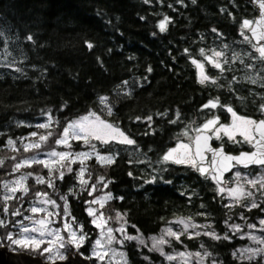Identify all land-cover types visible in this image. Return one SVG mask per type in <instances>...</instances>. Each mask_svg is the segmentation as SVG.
Segmentation results:
<instances>
[{
	"label": "trees",
	"instance_id": "trees-1",
	"mask_svg": "<svg viewBox=\"0 0 264 264\" xmlns=\"http://www.w3.org/2000/svg\"><path fill=\"white\" fill-rule=\"evenodd\" d=\"M255 16L256 10L245 0H0V47L8 42L22 58L17 71L0 75V155L6 154L8 138L29 134L31 129L19 123H34L50 114L54 121L50 129L33 131L40 135L51 131L49 143L54 146L69 122L97 114L134 141L132 154L127 146H108L118 153L110 165L95 159L87 163L95 176L104 178L105 192L111 194L103 211L121 213L128 233L144 238L157 236L182 218L211 222L223 236L231 214L240 215L242 210L226 207L210 176L166 163L162 157L183 128L197 127L211 117L203 109L210 100L239 96L243 101L235 105L237 109L257 107L249 83L230 82L228 71L210 73L217 82L201 84L191 62L199 47L213 45L218 37L236 39L242 20ZM165 17L169 22L161 32L158 25ZM258 91L264 97V89ZM101 97H107V109ZM213 144L232 154L250 150L214 140ZM72 145V151L87 149L84 141ZM7 154L18 157L23 149ZM57 184L67 192L73 180L67 176ZM88 199L77 192L67 200L89 237L80 248L84 255L98 236L86 212ZM181 242L173 246L195 251L203 245L220 264H247L231 255L241 245L237 240L183 236ZM123 251L129 264L162 260L133 242L125 241Z\"/></svg>",
	"mask_w": 264,
	"mask_h": 264
},
{
	"label": "snow or ice",
	"instance_id": "snow-or-ice-1",
	"mask_svg": "<svg viewBox=\"0 0 264 264\" xmlns=\"http://www.w3.org/2000/svg\"><path fill=\"white\" fill-rule=\"evenodd\" d=\"M148 0H145L147 3ZM195 2V0H193ZM261 9L260 19L256 21H250L245 19L242 24V29H248L252 32L253 37L259 40H264V31H260L262 25H264V2L259 4ZM168 18L165 17L162 20L158 27L161 32L166 31V26L168 23ZM255 24V27L253 25ZM215 31V30H214ZM243 35V32H241ZM29 40L32 39L31 36L28 37ZM247 40L248 37L245 36ZM87 47L91 49L93 45L91 43L87 44ZM261 58H264V47H260L257 49ZM203 54V52H202ZM222 53L215 52V57H220ZM210 63L214 65L216 68H220L221 65L219 62L212 60L211 58L206 57ZM193 63L196 64L197 68L201 69L199 74V83L204 84L206 81L210 80L208 75H205L203 72V65L199 64L197 61L193 60ZM150 70V69H149ZM215 83V81H212ZM125 83H127L125 81ZM100 102L107 107V97H101ZM218 106L225 107L226 111L231 113L233 122L231 125L221 124L220 119L217 116H213L208 119L202 126L197 127L195 129L196 135L193 138V143L195 145V153H193L192 148L188 144H177L176 147L170 149L166 152L162 160L164 162H171L175 164H184L186 166H191L193 169L197 170L201 175L206 176L210 170H212L215 174L212 176L214 182L217 183V188L219 193H224L227 191L228 197L234 199L237 204L240 203L241 200L252 195L251 192H247L245 188L237 182V186L234 188L225 189L222 184L223 181L220 178V171H229L234 165H241L243 167L249 166H262L264 167V120L255 121L251 118L241 117L239 116L231 107L219 105L218 100L209 101L208 104H205L204 108H216ZM111 108H108L109 114H111ZM261 111L264 112V105L261 106ZM95 116L94 113H88L87 115L81 117L79 120L71 121L64 127L62 134L59 138L55 140V144L57 146H63L65 148H71L70 140L80 141L83 140L86 145L90 149L91 152H58L53 149L50 152L45 153L47 159H37L36 157L28 158V159H20L14 163L12 168V173H17L23 167H31L33 164L43 165L44 168L48 169V178L45 179L43 176H35L34 179L37 184H45L49 188H54L55 179L54 172L59 171V176L55 177L60 180H63L65 176V171L63 170L66 167L67 172H73L74 169L70 166V164H74L79 162L81 167L79 171L76 172V177L82 187V189L86 188L88 185V180L85 179V173L87 171L86 161L95 156L98 163L102 165L107 164L110 165L114 163V158L111 155H101L96 150V145L90 143L91 140L99 141L102 144H109L111 141H115L117 143H123L131 145L134 141L128 138L122 131H120L117 127L100 120L98 116L95 117L98 123H92L91 118ZM137 119H140L137 117ZM150 121L152 119L151 116L147 117ZM53 119L49 116L48 121L46 123L37 124L36 127L40 129H50L53 124ZM171 123H175V121H170ZM207 133H211L212 135H207ZM53 133L49 131L47 135H39L38 141L29 142L23 144V151L28 152L32 149H40L42 143L47 142L49 137L52 136ZM187 136V132L184 133ZM223 136H226L229 141L240 143L246 142L255 149L252 152H241L239 155H228L224 152L223 148H213L210 147L208 141L212 138L221 139ZM239 135L242 137V141H237L236 136ZM31 137H36L37 133L32 132L30 134ZM27 139V138H25ZM23 143V141H21ZM7 147L11 151H18V147L16 141L13 139L7 140ZM205 152H212L213 159L211 160V164L209 168L202 166V162L205 160ZM219 158V159H217ZM11 159L16 160V157H11ZM69 161V166H66L63 162ZM200 161L201 163H198ZM4 160L0 159V166H3ZM59 164V169L55 166ZM239 179V173L236 174ZM32 176V173H21L18 178L13 179L7 183H4L2 186L4 190V195L0 196V200L3 201V214L4 216L11 215L12 217L21 216L22 213L19 208H16L14 211L9 212V201L12 200H22L23 196L28 194V186L27 180ZM104 180L103 177H100L97 180V183H102ZM247 183L255 188L257 184H259L260 189L264 190V177H260L257 179L247 180ZM104 187H107V184H104ZM96 185H92V191H95ZM92 191H89V195H92ZM22 193L21 196H17L16 193ZM71 195V192L69 193ZM36 196L38 197L36 203H40L44 205V207H31L28 211L32 214H38L43 212L44 216L40 219L33 220L31 217H25L29 221L31 226H28L23 223V221L15 222L11 224V227L16 229L15 232L8 231L5 236L0 237V247H11L13 251L18 247L22 248H30L34 252H39L40 255L44 256L47 254L46 259L50 262V264H55L57 259L63 261L66 259L65 254L61 252V249H64L67 245H72L79 251L81 247L84 246L86 240L89 238L88 234L84 232L83 226L79 225L77 228H73V223H75V218L71 222L65 220L62 225V228H52L51 224L55 222L54 217L60 215L59 213L49 212L47 211V206L51 205L53 208L57 207L56 202L48 198L47 193L37 192ZM43 197V199H39ZM64 200L63 205V215L64 217L70 216V211L68 207L67 197H61ZM112 199L111 194H108L99 199H93L91 201H86L89 205H94L99 203L101 207L104 204ZM231 207V205H228ZM252 208L258 207L256 203L251 205ZM88 215L93 217L91 223L99 230V237L93 242L91 254L86 257L88 259L96 258L100 264H127L126 254L124 252H117L112 245L119 244L123 246L124 241H137L140 245H144L145 241L140 236L129 235L122 224L119 228L115 229L116 232L121 233L123 239H117L116 236L113 235V229L108 226V220L111 219L105 218L103 213L96 215L97 210L89 207L87 209ZM117 220H123V215L119 212L116 213ZM126 223V221H125ZM171 223H178L183 225V231L177 232L172 228L167 227L162 229V232L159 236H151L149 240L151 241V246L149 247V251L158 252L165 260L172 262L175 260L179 261V264H191V258L196 257L195 264H203L204 258L208 257L210 253L207 251L201 252H189L185 251H173L172 253L165 252V247H171V239L174 238L177 243L181 242V236L186 235L188 233L189 228L195 229L198 227H208L211 225H197L191 222V218L180 219L177 221H172ZM260 224L264 225V219L260 220ZM9 222L4 218H0V228H8ZM249 227H254V225H249ZM231 228L235 231H239V226L232 225ZM260 231H264V228H261ZM67 232V237L63 236L61 233ZM79 233V234H78ZM201 235L209 236L212 239H228L227 236L220 237L214 231L212 232H195L192 235H189L188 238L192 239L194 237H199ZM250 239L255 243L264 244V241L260 240L255 236H251ZM5 241L7 244H5ZM47 244V247H43V245ZM203 248L204 246L201 245ZM249 254L248 258L251 259L255 257L258 253H264V247L259 249H251L245 248L241 250V255ZM235 255V253H234ZM119 257V259H116ZM148 259V257H145Z\"/></svg>",
	"mask_w": 264,
	"mask_h": 264
},
{
	"label": "rangeland",
	"instance_id": "rangeland-1",
	"mask_svg": "<svg viewBox=\"0 0 264 264\" xmlns=\"http://www.w3.org/2000/svg\"><path fill=\"white\" fill-rule=\"evenodd\" d=\"M247 20L253 21V18L247 19ZM243 21L244 20H242L240 27H239V30L237 32L238 35H237L236 39H234L233 41H227L225 39L218 37V39H216V42L213 45L199 47L198 53H197V58H193L191 61L192 65H194V67H195L198 78H200L199 74L201 72V69L197 68L196 64L193 63V60H195L199 64L203 65V72L205 75H208L209 77H210V73H215V75H216V73H218L219 75H224V74H226L225 73L226 71L227 72L229 71V74H232V78L230 79L232 82H236V81L237 82H243V83L247 82L250 85H256L257 84L260 86H264V85H262V84H264V58H261L259 55V52L257 51L258 48L264 47V44L256 46L252 43V41L248 35V29H242ZM241 32H243V35L241 34ZM245 36L248 37L247 40L245 39ZM16 49L17 48L12 46V44L10 45L8 42H6L3 46L0 47V75H4L5 73H11V71H17L19 69L17 65L21 64L22 58H21V54ZM202 52H203V54H202ZM215 52H220V53H222V55L220 57H215L214 56ZM206 57L211 58L212 60L219 62L221 67L220 68L214 67V65L212 63H210L209 60L206 59ZM263 99H264V97H263ZM210 101H213V100H210ZM219 105H221V104H219ZM107 107H108V104H107ZM107 107H106V109H107ZM203 109L208 110L209 113H210V111H212L210 113L211 114L210 118H212L213 116L219 117L221 124L231 125L233 122V118H232L231 113L226 111L225 107L218 106L214 109L203 107ZM218 114H222L224 119L227 118V121L226 122H224L223 120L221 121V118ZM49 116H50V114H48V113L44 114V116L39 121L34 122V123H29V122L19 123L18 126L25 127L26 130L31 129L28 132L29 134L28 135L26 134L24 136H15L13 138H8V139H13L14 141H16L18 151L20 148L23 149V144L33 142V141H38V136L40 135L38 132H36L37 133L36 137H31L30 134L32 132H34L33 129H40V128H37L36 125L41 124V123H46L48 121ZM96 116H98L100 118V120L105 121L101 116L95 114V116H93L91 118L92 123H94V124L98 123L95 119ZM210 118H207L204 121H202L201 124L197 127L202 126V124L205 123ZM79 119L80 118H78L76 120H79ZM197 127L188 126V127L183 128L179 134V137H178L176 143L174 144V146L172 148L176 147L177 144H188L192 148V139L197 134L195 131V129ZM118 129L120 130V128H118ZM120 131H122V130H120ZM62 132H61V134H62ZM185 132H187V136L184 135ZM209 134L212 135L211 133H209ZM25 138H27V139H25ZM49 140H50V137H49L47 142L42 143V146L40 149H32L28 152L23 151V155L16 157V160L11 159V157H13V156H11L12 154H7V153L13 152L8 147H6V154L0 155V159L4 160L3 166H0V185L7 183L13 179L18 178L21 173H24V174L32 173V176L29 177L27 180V186L29 189L28 194L23 196L22 200H19V201L12 200V201L8 202L9 203V212L14 211L16 208H19L21 213H22L21 216H16V217H12L11 215L4 216V214H3V201L0 200V218H4L5 220H7L9 222L8 228H0V237L5 236L8 231H13V232L16 231V229L11 227L12 223L23 221L24 224L31 226L29 224V221L27 219H25V217H31L33 220L43 218V216H44L43 212L38 213V214H32L30 211H28L31 207H38V208L44 207V205H42L40 203H36V201L38 199V197L36 196L37 192L47 193L48 198L51 200H54L56 202L57 207H55V208H53L51 205L47 206V211L60 214V215H57L54 217L55 222L53 224H51L52 228H62V225L65 222V220L71 222L74 218L72 216L71 212H70V216H68L66 218L64 217V215H63L64 200L61 199L62 196L67 197V200H68L70 192H71V195H76L77 192L78 193H86V195L89 197L88 201H91L93 199H99L101 197L108 195V193L105 192V187H104L105 182L97 183V180L101 176H98V174H96L97 176H95V174H93L92 171H90V169L88 168L87 163L90 159L86 161L87 171L85 173L84 178L88 180V185L84 189H82V187H81V185H80V183L76 177V172L79 171V169L81 167L79 162L74 163V164H70V166L74 169L73 172H70V173L67 172L66 167L63 169L65 171V176H64L63 180L55 178V177L59 176V171L54 172L55 184L57 182L59 183V182L64 181L65 177L71 176V179L73 180V184H71L70 187L68 186L69 189L66 190L67 192L61 191L59 189L60 186H58V184L55 185L54 188H49L47 186V183H45V184H37L36 183L34 177L37 175L43 176V177H45V179L48 178V169L44 168L43 165L33 164L31 167L21 168L15 174L12 173L13 165L18 160L28 159V158H32V157H36L37 159H47L45 153L50 152L53 149H55L58 152H63V151H67V152H91L92 151V149H90L88 147V145H86V147H87L86 150L72 151V147H73L72 143H73V141H76V140H70V143L72 145L71 148H65L63 146H57L56 144L54 146H52V144L49 143ZM213 140L215 142H217L218 144H224V142H226L229 145L245 146V147L251 148V145L246 143V142L235 143V142L229 141L228 138L226 136H223V135H222L221 139L213 138ZM236 140L242 141V137L237 135ZM21 141H23V143H21ZM80 141H83V140H80ZM76 142H78V141H76ZM90 143L96 145V150L101 155H111L114 159L117 157L118 153L110 150V148L108 147L110 145H112L113 147H116V149L119 147V145L127 146L128 147L127 151L130 154H132L131 151L133 149L132 148L133 144L128 145V144L117 143L115 141H111L109 144L105 145V144L100 143L99 141L91 140V139H90ZM6 144H7V142H6ZM91 159L96 160L95 156H93ZM63 163L66 166H69V161L66 160ZM166 163H171V162H166ZM172 164L182 165V166L187 167V168H192L191 166H186L184 164H175V163H172ZM202 166H204L206 168L210 167L209 163H207L206 165H202ZM55 167L57 169H59V164H57ZM252 169H255V170L252 171ZM252 169H240V168L235 169L230 174V176L226 179L225 184L222 185L225 189L234 188L237 186V182H239V184L242 185L247 192L252 193L251 196L241 200L240 203L237 204V202L234 199L228 197L227 191H225L224 193L218 192L219 194L224 195L225 200H226V202H225L226 207H228V205H231V207H228V208L232 209L234 207H238L242 210V212H239L240 215L231 214L230 217L232 219L229 218L228 219L229 222H227L225 224V230H224L225 234L223 236H220L217 233V231L214 230L211 222H201L200 223V222L193 221L192 219H191L192 223H195V224L201 225V226L211 225V227L210 228L198 227L195 229L189 228L188 233L186 235H183V236L188 237L189 235H192L195 232L203 233V232L214 231L220 237L227 236L228 239H225V240H227L229 242L237 240V241H239V243H241L239 248L233 250V252L231 254L233 259H235L237 262L248 264L249 262L256 261L259 259L264 260V253H258L255 257H253L251 259L248 258L249 254H247V253L243 254V256L241 255V250H243L245 248L259 249V248L264 247V244L255 243V242H253L252 239H250L251 236H255V237L259 238L260 240L264 241V231H260L261 228H264V225L260 224V220L264 219V190L260 189L259 184H257L256 187L253 188L247 183V180L264 177V167H257V168H252ZM237 173L240 174L239 179L237 178V175H236ZM207 175L210 176V178L212 179L213 174H212L211 170L209 171V173ZM93 184L96 185L95 191H92V185ZM70 188H72V189H70ZM89 191H92L91 196L88 194ZM2 195H4V190H3L2 186H0V196H2ZM16 195L21 196L22 193L17 192ZM39 199H43V197H40ZM110 200H108L104 204L103 207H101L99 203L94 204V205L87 204V209L89 207H92V208L97 210L96 215L103 213L105 218H109L111 216H114L108 220V226L114 230L113 235L116 236L117 239H123L121 233L116 232L115 229L119 228L123 224L127 233H128L129 225L127 222L125 223V217L123 216V220H117L115 213L110 212L108 209L104 210V211L102 210L105 208L106 204ZM253 203H256L258 205V207L252 208L251 205ZM68 207H69V205H68ZM87 209H86V212H87ZM69 211H70V209H69ZM250 212L252 213L251 215L243 214V213H250ZM87 214H88V212H87ZM89 217H91V216H89ZM91 219H93V217H91ZM79 225H81V224L79 222H77L75 219V223H73V228H77ZM232 225L239 226V231L233 230L231 228ZM249 225H254V227L250 228ZM167 227H170L174 231H177V232L183 231V225L178 224V223H175V224L170 225V226H166L164 228H167ZM96 230L98 232V236L96 237V239H97L99 237L100 233H99V230L97 228H96ZM161 232H162V230H161ZM161 232L157 236H159L161 234ZM61 234L65 237H67V235H68L67 232H62ZM128 234L133 235V236L142 237L139 233H136V232L133 234H130V233H128ZM183 236H181V237H183ZM201 236H205V235H201ZM206 237H209V236H206ZM142 238L145 241L144 245H140L135 240L128 241V242H133L137 246L144 247L145 249L148 250L149 247L151 246V241L149 240V237L148 238L142 237ZM194 238H197V237H194ZM209 238H211V237H209ZM170 239H171V245L172 246L171 247L166 246L164 249L165 252H167V253H172L173 251L178 252V251H185V250H187L189 252H201V253H203L204 251L208 252L207 249L202 248V247L198 248L195 251H190L188 249H179L178 250L173 246V244L176 243L175 239L174 238H170ZM213 240H216V239H213ZM86 243H87V240H86L85 244ZM5 244H7L6 241H5ZM92 245H93V243H91V246L88 249L87 255H84L80 249H79V251H77V249L70 244L67 245L64 249H61V252L63 254H65L66 258H67L68 254L71 256H73V254L81 255V256L86 258V257L90 256V254H91ZM47 246H48L47 244L43 245V247H47ZM5 247H7L9 251L18 252V253H26V254H29V255H32L35 257H40L44 262L50 263L46 259L47 254L42 256L39 254V252H34L30 248L26 249V248L18 247V248H16L15 251H13L11 249V247H8V246H5ZM112 247L115 248L117 252H124L123 246H121L119 244L114 243L112 245ZM149 252L155 253L162 258V260L160 262L155 263V264H179L178 260L169 262V261L165 260L164 257H162L158 252H155V251H149ZM234 253H235V255H234ZM86 259H88V258H86ZM116 259H119V257H117ZM88 260L91 262V264H100V262H98V260L96 258H92V259H88ZM56 261H59V259H57ZM195 262H196V257H192L191 258V264H195ZM113 264H114V262H113ZM127 264H129L128 259H127ZM203 264H220V262L217 261V259L212 254H210L208 257L204 258Z\"/></svg>",
	"mask_w": 264,
	"mask_h": 264
},
{
	"label": "water",
	"instance_id": "water-1",
	"mask_svg": "<svg viewBox=\"0 0 264 264\" xmlns=\"http://www.w3.org/2000/svg\"><path fill=\"white\" fill-rule=\"evenodd\" d=\"M245 1L249 4H251V6L256 10V16L254 17L253 21L259 20L261 18L260 17L261 9L259 7V4L261 2H264V0H245ZM253 27H255V24L253 25ZM259 30L264 31V25H262ZM248 35H249V37H250V39L254 45L258 46V45L264 44V40L258 41L256 38L253 37L252 32L249 30H248ZM207 135H210V134L207 133ZM208 144L210 147H213V148H217V149L223 148L224 152L228 155H239L241 152H249L250 153V152L255 150L251 145V150H249V151H241L237 154H232V153L226 152V150L224 149L223 146H214L213 138L208 141ZM192 151H193V153H195V145L193 143V139H192ZM204 155H205V160L202 162V165H206L208 162L210 165L211 160L213 159V153L212 152H205ZM217 159H219V158H217ZM198 163H201V162L198 161ZM256 167H262V166L253 165V166H249V167H243L241 165H234L231 167V169L229 171H220L219 175H220V178L224 184L226 182V178L228 176H230V174L235 169H237V168L250 169V168H256ZM211 172L213 175L215 174L212 170H211ZM215 184H217V183L215 182ZM0 264H50V263L44 262L40 257H35V256L29 255L26 253L12 252V251H9L7 247H0ZM55 264H91V262L81 255L73 254V256H71L68 254L67 258L65 260L55 261Z\"/></svg>",
	"mask_w": 264,
	"mask_h": 264
},
{
	"label": "flooded vegetation",
	"instance_id": "flooded-vegetation-1",
	"mask_svg": "<svg viewBox=\"0 0 264 264\" xmlns=\"http://www.w3.org/2000/svg\"><path fill=\"white\" fill-rule=\"evenodd\" d=\"M227 73V71L225 72ZM215 81L217 82V79L215 78H212L210 77V80L209 82L211 84H214L212 81ZM232 82V81H230ZM237 82V81H236ZM234 83V82H232ZM264 85V84H262ZM249 93L254 95L253 97H256L258 102H257V107L255 108H251V109H248L247 106L248 105H244V109H237L235 107V105L238 103V102H242L243 101V98L239 97V96H236L237 98H232V96L228 95L227 97H231L230 99H227L225 100L224 102L222 101L223 99L221 98H217V99H213V100H218L219 104H221L222 106H229L231 107L239 116H242V117H247V118H251L255 121H260V120H264V112L261 111V106L264 105V99L263 97L260 96L259 94V91L258 89H264V86H260V85H250L249 84ZM261 97V98H260ZM212 111H210L211 113ZM221 118V121L223 120L224 122L227 121V118L224 119L223 115L222 114H218ZM225 184V183H224ZM223 184V185H224Z\"/></svg>",
	"mask_w": 264,
	"mask_h": 264
}]
</instances>
